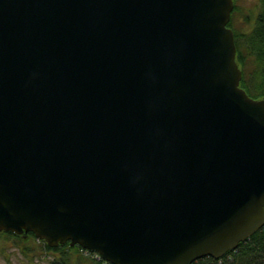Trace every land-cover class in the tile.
<instances>
[{
    "label": "water",
    "instance_id": "95a60500",
    "mask_svg": "<svg viewBox=\"0 0 264 264\" xmlns=\"http://www.w3.org/2000/svg\"><path fill=\"white\" fill-rule=\"evenodd\" d=\"M233 0H0V232L111 264L220 259L264 228V98Z\"/></svg>",
    "mask_w": 264,
    "mask_h": 264
},
{
    "label": "trees",
    "instance_id": "16d2710c",
    "mask_svg": "<svg viewBox=\"0 0 264 264\" xmlns=\"http://www.w3.org/2000/svg\"><path fill=\"white\" fill-rule=\"evenodd\" d=\"M261 2L264 7V0ZM229 26L232 27V21ZM233 30L238 49L237 61L243 72L241 87L254 98L264 97V15L261 14L258 17L255 26L248 33L240 34L235 29ZM251 88L259 93H253ZM15 236L18 239L21 238ZM44 247L59 253V256L50 264H111L84 256L81 253V247L72 248L69 243L54 249L46 244ZM193 264H264V229L241 243L235 251L228 252L220 259L205 257Z\"/></svg>",
    "mask_w": 264,
    "mask_h": 264
},
{
    "label": "rangeland",
    "instance_id": "374dc122",
    "mask_svg": "<svg viewBox=\"0 0 264 264\" xmlns=\"http://www.w3.org/2000/svg\"><path fill=\"white\" fill-rule=\"evenodd\" d=\"M235 6L232 28L240 34L250 32L258 17L264 15L261 0H237ZM250 90L259 93L253 88ZM58 256V252L47 250L36 239L22 240L0 234V264H50Z\"/></svg>",
    "mask_w": 264,
    "mask_h": 264
},
{
    "label": "flooded vegetation",
    "instance_id": "af4514ba",
    "mask_svg": "<svg viewBox=\"0 0 264 264\" xmlns=\"http://www.w3.org/2000/svg\"><path fill=\"white\" fill-rule=\"evenodd\" d=\"M30 236V234H28L26 237H29Z\"/></svg>",
    "mask_w": 264,
    "mask_h": 264
},
{
    "label": "bare ground",
    "instance_id": "6f19581e",
    "mask_svg": "<svg viewBox=\"0 0 264 264\" xmlns=\"http://www.w3.org/2000/svg\"><path fill=\"white\" fill-rule=\"evenodd\" d=\"M262 230V229H261ZM258 231H260V230H258ZM205 258V257H204ZM199 260H201V259H199Z\"/></svg>",
    "mask_w": 264,
    "mask_h": 264
}]
</instances>
